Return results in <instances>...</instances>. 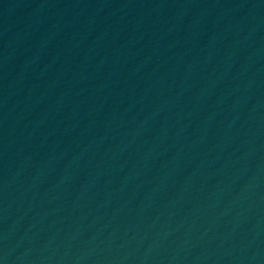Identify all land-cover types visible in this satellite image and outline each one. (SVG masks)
Returning <instances> with one entry per match:
<instances>
[{
    "label": "water",
    "instance_id": "obj_1",
    "mask_svg": "<svg viewBox=\"0 0 264 264\" xmlns=\"http://www.w3.org/2000/svg\"><path fill=\"white\" fill-rule=\"evenodd\" d=\"M125 264H264V16Z\"/></svg>",
    "mask_w": 264,
    "mask_h": 264
}]
</instances>
